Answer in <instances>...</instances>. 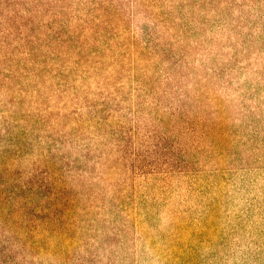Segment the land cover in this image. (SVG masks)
<instances>
[{
    "label": "rangeland",
    "instance_id": "rangeland-1",
    "mask_svg": "<svg viewBox=\"0 0 264 264\" xmlns=\"http://www.w3.org/2000/svg\"><path fill=\"white\" fill-rule=\"evenodd\" d=\"M0 264H264V0H0Z\"/></svg>",
    "mask_w": 264,
    "mask_h": 264
}]
</instances>
